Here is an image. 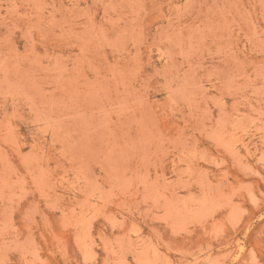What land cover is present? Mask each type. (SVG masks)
<instances>
[{
  "label": "rangeland",
  "instance_id": "374dc122",
  "mask_svg": "<svg viewBox=\"0 0 264 264\" xmlns=\"http://www.w3.org/2000/svg\"><path fill=\"white\" fill-rule=\"evenodd\" d=\"M0 264H264V0H0Z\"/></svg>",
  "mask_w": 264,
  "mask_h": 264
}]
</instances>
